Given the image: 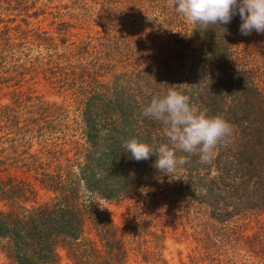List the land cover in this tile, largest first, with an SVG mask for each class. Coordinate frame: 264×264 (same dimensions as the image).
Listing matches in <instances>:
<instances>
[{
	"label": "trees",
	"instance_id": "obj_1",
	"mask_svg": "<svg viewBox=\"0 0 264 264\" xmlns=\"http://www.w3.org/2000/svg\"><path fill=\"white\" fill-rule=\"evenodd\" d=\"M77 2L75 18L101 21L105 35L78 42L64 29L58 42L35 31L49 53L32 66L51 74L78 113L71 116L66 98L33 96L22 119L17 91L12 104H0V251L8 264H130L135 252L167 264L166 235L188 226L211 264H264V34L242 35L239 15L203 28L168 0ZM8 42L0 66L15 50ZM169 88L232 126L210 163L176 150L188 162L171 174L154 167L157 153L138 162L125 148L131 139L154 151L172 147L164 125L142 115ZM35 138L41 148L32 153ZM38 186L53 197L38 202ZM99 199L131 202L124 227Z\"/></svg>",
	"mask_w": 264,
	"mask_h": 264
},
{
	"label": "rangeland",
	"instance_id": "obj_2",
	"mask_svg": "<svg viewBox=\"0 0 264 264\" xmlns=\"http://www.w3.org/2000/svg\"><path fill=\"white\" fill-rule=\"evenodd\" d=\"M78 7L77 0H0V47H3L9 39L8 44H13L15 50H22L24 53H15L13 49L12 53H6L8 58L0 66V80L4 81H2L3 89L0 92V104H12L15 100V91L20 92L22 101L17 102V105L21 109L22 119L30 116L29 111L33 104L31 101L33 96H39L46 101L59 104L63 103L66 98L68 101H65V105L71 104L69 105L71 116L74 117V113H78L76 104L66 97V92L60 93L59 88L47 79L51 74H47L42 69L35 71L32 66L34 57L40 53L44 57L49 53L43 42L40 44L39 41H35V36H33L35 31L49 32V34L56 37L58 42L60 37L64 35V29H69V34H73L71 39L78 42L91 36L94 39L93 42L96 43L101 35H105L101 21L99 22L97 19L95 21L93 19L84 21L75 18L80 12ZM95 9L99 12L101 10L99 6H96ZM62 22H68L74 27L62 25ZM44 60L46 61V58ZM39 141L37 138L34 139V146L30 152H36L41 148ZM13 172L19 176L28 177L33 182L36 181L33 173L22 170L18 172L14 170ZM37 189L38 202H44L53 197L51 191L40 186ZM97 204L113 223L124 227L131 208L130 201L118 202L99 199ZM0 208H5L4 202L1 200ZM262 220L264 221V214ZM193 232L191 226H188L187 230H184L183 227H179L177 230H169L164 240L163 249V256L167 264H211V257H209L211 254H207L203 249H200L201 245L196 241V235ZM252 232L248 230L247 234ZM228 253H230V250H228ZM242 254L237 253L236 257L244 261ZM214 257L217 256L214 255ZM0 264H8L1 251ZM62 264L72 263L64 259ZM130 264L151 263L143 262L142 255L135 252L132 255Z\"/></svg>",
	"mask_w": 264,
	"mask_h": 264
},
{
	"label": "clouds",
	"instance_id": "obj_3",
	"mask_svg": "<svg viewBox=\"0 0 264 264\" xmlns=\"http://www.w3.org/2000/svg\"><path fill=\"white\" fill-rule=\"evenodd\" d=\"M168 3L188 21L203 28L229 24L239 15L242 35H251L254 31L264 34V0H168ZM142 115L164 125V134L172 147L161 144L154 151L147 143L131 139L125 148L130 158L138 162L157 153L159 158L154 167L168 174L178 164L182 166L188 162L184 157L178 159L176 150L198 154L202 163H210L217 146L232 132L225 117L197 111L191 106L190 97L176 88L153 96Z\"/></svg>",
	"mask_w": 264,
	"mask_h": 264
}]
</instances>
